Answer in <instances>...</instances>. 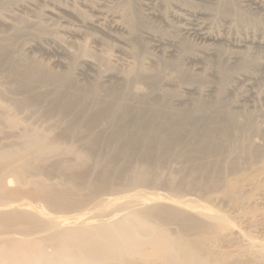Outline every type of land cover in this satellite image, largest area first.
Instances as JSON below:
<instances>
[{
    "label": "bare ground",
    "instance_id": "1",
    "mask_svg": "<svg viewBox=\"0 0 264 264\" xmlns=\"http://www.w3.org/2000/svg\"><path fill=\"white\" fill-rule=\"evenodd\" d=\"M245 1H250L256 8L264 3L262 0ZM20 2L23 4L24 1ZM38 2H43L39 15L52 20L55 17L69 16L82 29L70 27L71 24L69 26L67 20H64L61 27H52L53 30L48 32L44 29L47 26L42 28V22L38 24L34 21L37 26L32 22L35 28L34 32L29 31V36L33 35L31 37L35 43L26 50L43 49L48 54L51 49H55L61 59L53 60L51 64H45L37 58L28 62L24 61L23 53L20 58L12 53L15 52L14 38L24 33L28 24L32 28L31 20L24 18L19 24L13 21L14 18L7 19L0 15V26L11 30L9 34H0V66L3 62L12 65L15 63L9 75L14 79L13 84L6 85L4 75H0V264H264V126L255 121L257 117L251 114L237 115L231 108L230 111L215 109L218 111L210 116L202 112L203 109L201 112L205 115H191L192 112L187 114L181 110H172L175 107L170 104L172 109L167 113L170 115H162V119L159 122L157 120L156 124L157 118H154L152 111L154 110V115L156 111L160 113L163 101L153 104V107L148 104L152 107V114L150 116L148 113L145 127L154 134L149 159L154 155H168L174 138L178 133L187 131L192 134L194 141H190L187 147L190 153L183 161L184 165L176 166L175 172L168 171V175L153 173L149 169H134L129 176L112 181L110 178L113 167L108 164L100 169V164L105 159L98 156L91 168L93 174L89 173L86 165L90 162L91 154L74 147L66 149L61 141L62 136L58 133L71 129V121L61 117L53 123L38 127L26 123L25 115L38 104L44 113L49 111V117L55 116L57 112L61 113L73 100L77 99L81 104L80 97L83 98L84 95L85 99L88 96L85 92L87 90L74 78L72 69L80 66L81 69L98 72L97 76L100 74L102 77L106 72L111 74L117 70L111 63V52L114 49L116 53L123 51V46L119 44L126 38L124 34L127 33V37L134 35L130 34L135 23L131 18L127 25H122L119 18L115 17L109 30L115 36L121 34V37L118 35L119 38L114 36L120 43L113 46L112 50H102L97 57L91 54L88 41L77 38L83 35V27H94L101 31L106 29L103 23L106 17L104 10L96 9L95 2L91 0H84L79 7H67L61 1L54 0H25L22 6L37 5ZM35 9L36 7L33 10ZM179 10L182 9L176 12L171 10L173 14L165 10L160 18L167 22L170 17L177 18L180 23L186 13L184 17ZM188 13L193 17L202 14L197 10ZM198 21L189 22L192 28L188 27V23L186 33L193 34L194 38L204 44L212 45L221 39L214 32L211 33L210 26L207 28L202 21ZM51 32L54 33L47 34ZM43 37L50 41L51 46L45 47L42 44ZM66 37L71 38V41ZM97 39L96 36L95 40ZM10 54L11 57L7 59ZM191 57L194 59L196 56ZM102 65H105V70ZM137 68L138 65L132 62L129 67L121 71L118 69L120 72L116 73L119 82H128L132 77L137 79L136 73L140 75V69L143 74L148 73L147 76H142L145 79L155 74L144 66L138 72ZM114 75L111 76L115 78ZM91 77L93 81L95 77ZM149 77L147 81L152 78ZM97 79L100 80L99 77ZM51 82L54 85L57 83L53 89L49 87ZM63 88L65 92L62 91ZM135 88V91H131V88L129 92H134L136 99L147 98L146 94L149 92L145 94V87L143 89L142 85H136ZM107 89L102 90L104 95ZM89 91H93V95L97 94V98L93 97L96 99L93 104L87 105L88 108L85 105L87 109L83 110L80 105L75 110V117H78L79 122L85 123L90 129L101 130L110 125L111 128L118 127L120 124L114 122V119L119 111L125 110L123 105L126 103L114 100L121 97L119 93L124 91H116L119 95L117 98L116 93L113 95L110 91L103 97L99 96L102 93L99 89ZM127 92L128 90L124 94ZM166 94L165 92L164 95ZM164 95L159 98L163 99ZM129 98L131 100L132 96ZM133 100L134 98L129 103L134 105ZM212 110L210 109L211 112ZM143 111L149 110L144 107ZM157 116L159 119V114ZM191 120L196 123L195 127H188L193 123L183 125ZM263 122L262 120L261 124ZM164 130H171L172 133L166 137L163 135ZM93 140L92 138L87 142L92 147ZM64 156L67 159L64 160ZM97 169H100L99 175H94ZM185 171L187 173L183 174ZM149 185H156V189L154 186L151 189Z\"/></svg>",
    "mask_w": 264,
    "mask_h": 264
},
{
    "label": "rangeland",
    "instance_id": "2",
    "mask_svg": "<svg viewBox=\"0 0 264 264\" xmlns=\"http://www.w3.org/2000/svg\"><path fill=\"white\" fill-rule=\"evenodd\" d=\"M3 1L4 0H0V15L1 16L6 17L7 19L14 18L15 20L13 21L19 24L20 22L25 20L24 18L31 20L30 24L32 25V28L28 24L29 26L28 29L26 28V31L24 33L14 38L15 52L12 54L16 55L15 57L20 58L21 57L20 54L23 53L22 57L25 58L24 61L28 60V62H31L33 58H37L38 60L42 61L45 64H51V61L61 59V56L56 52L55 49L54 50L51 49L50 52H47L48 54H46L43 49H40V50L39 49L38 50L37 49H34V50L27 49L26 50V48H28L29 45H32L33 43H35V41H33V38L31 37L33 35L29 36L30 35L29 31L34 32L33 28L37 26L35 23L36 21L38 24L42 22L43 24L42 28L44 26H47L46 28H44L45 31L46 30L52 31L53 30L52 27L54 29H56L57 27H61L60 24L65 23L64 20H67V23L71 24V26L69 24L70 27L77 26L75 28H79V27L81 28V26L78 27V23L75 22L69 16L55 17V19L52 20L50 18L45 17L44 15L43 16L39 15L38 12L42 9L43 2H38L36 3L37 5H28V7L30 8L29 9L28 7L22 6L25 3V0H23L24 1L23 4L20 2L21 0H18L19 5L17 4L18 2H15L17 0H15L14 2H10V0L9 1L5 0L6 2L8 1L7 3ZM54 1H61L60 3L67 7L69 6L72 7L73 5L74 6L76 5L79 7V5L84 0H76V1L74 0H68V1L67 0H54ZM91 1L95 2L94 4L96 6L94 7L96 9L99 8L98 10H101V11L104 10L103 11L105 12L104 16L106 17H104L105 19L103 23L105 24L104 28L106 29H104V31L103 30L101 31L94 27H83L84 30H82L83 31L82 33L83 35H81L82 38L80 36L77 38V40L81 39V41L83 40L88 41V46H90L89 49H91L90 51H92L91 54L93 56L97 55L98 57V55L102 53V50L104 51L105 49L107 51L110 49L112 50L113 46L117 45V43L118 44L120 43L118 42L117 38L121 37L120 36L121 34H117V36H115L116 34H114V32H112L111 30H109L111 25L113 24L112 21H115L117 18H119V21L122 22V23L120 22L122 25L123 24L127 25V23H129L131 18L132 20H134L133 23H135L134 24L135 27H134L133 32L131 31V34H130V35L132 34L134 35L132 36L128 35L130 37H127V33L124 34L126 36L125 38L126 40L123 39L125 42H123L122 40L121 41L122 44L121 43H120L121 45L119 44V46H123L121 48L124 52L117 51L118 53H116L115 49L113 52H111L110 60H111V63L115 65L117 70L115 69L113 72L110 71L112 72L111 74L106 72L104 74L105 76L103 77L99 74L102 78L101 79L99 75L97 76L98 72H94L88 69H81L80 66H75L74 67L75 70L72 69L74 71L73 76L75 79H77V81L80 84L82 83L81 85L83 87L86 88L87 90L85 91L87 92L86 96L88 95L87 97H89L90 99L92 98L91 100H89V102H87L89 98L85 96L87 98L86 100V98L84 99V95H83V98L80 97L82 101L78 99L79 102L81 101V104L77 102V99L73 100L72 102H70L71 104H69L68 106H65L62 109L61 113L57 112V114L53 117L47 116L49 111H46L44 113L43 108H40V104H38L36 105V107L34 106V109H32L33 107L30 108V111L27 112L28 114L25 115L27 119L26 123H30L38 127H43L45 125H48L49 123H53V121H56L58 118H61V117H64V120L71 121L72 122L71 129L65 130V131L64 130L58 131V133L62 136L61 141L65 144L64 146L66 147V149L67 147L68 148L74 147L84 153L91 154L90 162L86 165L87 169H89V173H92L91 171L92 165L95 160H98V156H101V158L103 157L105 159L104 162H101L100 169H103L104 166L108 164L109 166L113 167L111 178H110L112 181H116L123 177L129 176L134 169H149L151 172L154 171L153 173L160 172L161 174L166 173L165 175H168L167 173H169L170 171L171 173L172 171L175 172L174 169H176L178 165L179 167H182L184 165L183 161L188 157V154L190 153V152L188 153L189 150L187 149V147L189 146L190 141L192 140L194 141L193 136H191L192 134H189V132L187 131L178 133L177 137L174 138L173 140L174 142L171 144V148L169 149L168 155L167 154L166 156L162 155V157L160 155L158 156L154 155L149 159L150 150L152 149V145H153L152 141H153L154 134L145 127V122L146 120H148V116L149 115L151 116L153 112L152 115L155 116L154 118H157L156 119V124H157L159 120L162 119L161 117L163 116L166 117L167 115L168 116L170 115L167 113H168V110L171 112L172 106L175 107L172 110H181L182 112L187 113V114H191L192 112L193 114L191 115H203L205 113V114H208V116L212 115V113H214L215 111H218V110L227 111L229 108H231L232 110L229 109L228 111L231 110L237 115L245 116V115L251 114L253 115V117H257L255 118V121L260 122L259 124L264 126V122L263 124H261L262 120L264 121V6H262L264 3L256 8V5L252 3L250 4V1L246 2L245 0H211V1L210 0L209 1H204V0H91ZM35 7L36 9L33 10ZM25 8L26 9L28 8V9L26 10ZM19 9H21L22 11ZM178 9H182V10H179L178 12L181 13L182 15L184 14L183 15L184 17L186 13V17H188L187 18L188 20L185 17L182 20H180V23H178L179 21L177 18L170 17V19H168V22L167 20L160 18V15L163 14V11L166 10L169 14H173L174 13L173 11L176 12ZM194 10L202 12L203 15L201 14L199 16H194V17L191 15L189 16L188 12L190 11L193 12ZM106 11L108 13L107 15H106ZM115 17L116 19H114ZM41 18H43V21ZM171 19L172 20L176 19V20L175 21L173 20L174 21L173 22ZM183 20L185 21V23ZM198 20L200 22L202 21L201 23L207 26V28L210 26L211 33L214 32L213 34L220 36L221 39L218 42L213 43L214 45L204 44V42H202L201 40H198L196 37L194 38L193 34H190L188 32L186 33L188 27L192 28V24L190 23H197ZM204 21H206V24ZM32 22L35 24V26L34 24H32ZM171 22L173 25L171 24ZM183 23L184 25L185 24L186 25L184 26ZM179 26L184 27V30L182 27H179ZM177 27L179 28V30ZM186 27L187 29H185ZM10 32L11 30L9 28L0 26V34H9ZM52 33L54 32L47 33V34H52ZM111 33H113L114 35ZM167 33L169 34V36H167L168 35ZM96 36L98 37L97 40H95ZM114 36L117 38H115ZM93 37H95V39H92ZM43 38L44 39L42 41L44 42L41 41L42 44L45 47L51 46L50 41H48V39L45 40V37ZM66 39L68 41H71V38L69 37H66ZM107 46H109L110 48ZM24 47L25 49H23ZM191 56H193V58L195 56L196 57L192 59ZM10 57H11V54L10 56L6 58L9 59ZM114 57L115 59H112ZM131 61L135 62L138 65L137 72L141 68V66L142 67L144 66L148 68V71H151L152 74L155 73L154 76L152 75L154 78L151 75H149L150 76V77L148 76L149 79L151 77L152 78L148 80L149 81L148 82L146 80L148 77L146 79L145 77H142L145 75L147 76L148 73L143 74V71L141 72V69H140L139 71L140 75L136 73L137 74L136 76H138L137 79H135V77L133 79L132 77V79L128 80V82L127 81L125 82L122 80L119 82L117 73L123 70V68L129 67V65L132 64ZM4 63L6 64L8 62H3V65L0 66V75L1 76L4 75L3 81L5 82L6 85H11L14 83V79L9 75L13 71L12 69L14 68L15 63H13L14 65H12V63L11 64L8 63L4 65ZM118 64L119 65L121 64L120 67ZM102 68L103 70H105L106 69L105 65H102ZM56 69H58V67H56ZM112 74L113 75L115 74L114 75L115 78L111 76ZM91 76L95 77L93 78V81H92ZM156 76L157 78H155ZM98 77L100 80L97 79ZM96 79L98 82L96 81ZM96 82L99 84V86ZM101 83L102 85H104V87L102 85L100 86ZM121 83H123L124 85H121ZM91 84L93 85L92 87H91ZM138 84L142 85L143 89L145 87V90H147V91L144 90L145 94L146 92H149L148 94H146V96L148 95L147 98L146 97L143 98L145 99V101L148 100L149 103L145 102L143 99L142 100H140L139 98H138L139 100L136 99L134 96L135 95L134 92H131V91L136 90L135 86L136 85L139 86ZM55 85H57V83ZM55 85L52 83L50 84L49 87L53 89L56 87ZM107 85H109V87ZM125 85H129V86H126L128 87V89L125 87ZM94 86L97 91L99 89V91L103 93V94L102 93L100 94V92H98L100 94L99 96L102 95L101 97L106 96L108 94L107 93L108 91H110V93L112 94L113 93L115 94L116 91L119 93L121 91L125 92L128 90L129 92V90L132 88V90L130 91L131 93L127 92L124 94V92L123 93L121 92L122 94L119 93L121 97H118V98L117 96L119 95L116 93L115 95L118 100L115 98V96H113V99L114 98L116 99L114 101L121 102L122 104L126 103L125 106L123 105V107H125V110L123 109L124 111L123 110H121V112L119 111V113H117L114 119V122L116 123L119 122L120 125L118 127L111 128V125H110V126H107V128L105 127L101 130L98 128L90 129L85 125V123L83 124L80 123L79 119H77L78 117H75V110H77L80 105L82 109L84 110L86 108L85 105L87 106L91 103L93 104V102L97 98L96 96L97 94L93 95L92 93L93 91L91 92L92 94L89 91V90L95 89L93 88ZM106 86L108 87V89ZM100 88H102L103 91L104 89L108 90L107 92L105 91L106 95H104V92ZM64 90L65 88H63L62 91L65 92ZM63 92L61 93V95L63 94ZM165 92L167 93L166 95H164ZM64 95L66 96L67 94L65 93ZM163 95H164L163 99H160L159 97ZM94 96H96V98H93ZM129 96L130 97L132 96L131 100L134 98L132 103H135V104L138 103L136 104L137 106L135 104H134L135 106L133 104H130L131 102L129 103V101H131ZM157 99L159 102L157 101ZM194 101L197 102L198 106ZM82 102L84 103V105ZM86 102L88 104H85ZM144 102L147 105H145ZM198 102H200V104ZM159 103H162L161 106L164 104V106H162L164 108L161 107V110L159 111L160 113L156 111V115H154L155 114L154 110L152 112L150 111L153 107V104H159ZM166 103H168L169 104L168 106L170 107H168ZM143 104L145 105L144 106L145 110L146 109L149 110V111H146L147 113L143 111L144 110ZM148 104L149 105L151 104L152 107L148 106ZM170 104H172V106ZM140 105L143 108L142 107L140 108ZM195 105L196 107L203 105L200 107H204V108L199 107L200 109L199 111V109L196 108ZM222 105L225 106L226 108L223 107ZM89 106H87V108ZM219 106L222 108H220ZM164 109L165 110L167 109L166 112H164L165 111ZM210 109L211 110L213 109L212 112L210 111ZM215 109H218V110H215ZM201 110L202 112H204L203 114ZM24 114L25 113H22V115ZM158 114H159V119L157 116ZM188 123L183 124L182 122L180 124L188 126L193 123V125L188 126L189 128L192 126L195 127L196 125V123L193 122L192 120L189 124ZM183 125H181L182 128L183 127L185 128V126ZM164 131H161V133L164 132L163 135H165L166 137H168L172 133L171 130L170 131L164 130ZM92 138L94 139L93 147H92V144L87 143L88 140L91 141ZM154 145H156V143H154ZM63 159L65 160L67 159V157L64 156ZM171 168H173V170ZM100 169H97V172L94 173V175L96 174L99 175ZM185 173L187 172L185 171L183 174ZM152 186L154 185H151V187L149 185L148 187H150L151 189L155 187L154 189H156V185L154 187Z\"/></svg>",
    "mask_w": 264,
    "mask_h": 264
}]
</instances>
